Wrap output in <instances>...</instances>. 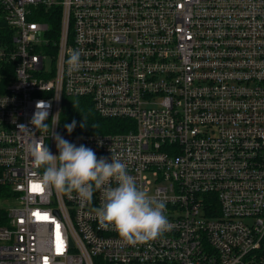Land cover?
<instances>
[{
    "label": "built area",
    "instance_id": "2783aa9c",
    "mask_svg": "<svg viewBox=\"0 0 264 264\" xmlns=\"http://www.w3.org/2000/svg\"><path fill=\"white\" fill-rule=\"evenodd\" d=\"M67 98L118 130L69 134ZM39 100L49 129L25 131ZM57 133L124 162L170 230L123 245L99 191L46 187L28 149ZM0 264H264V0H0Z\"/></svg>",
    "mask_w": 264,
    "mask_h": 264
},
{
    "label": "clouds",
    "instance_id": "9594fccd",
    "mask_svg": "<svg viewBox=\"0 0 264 264\" xmlns=\"http://www.w3.org/2000/svg\"><path fill=\"white\" fill-rule=\"evenodd\" d=\"M81 53L74 50L66 61L69 74L79 71L82 66ZM51 104L39 100L29 121L34 131L26 125H19L25 131L47 132ZM57 124L53 122L52 125ZM84 127V120L80 125ZM76 127V121L65 124L69 134ZM58 154L39 139L29 145L32 164L43 169L42 183L54 187L79 200L81 206L90 205L94 193H101V202L93 209L100 228L117 232L123 245L136 246L147 244L162 237L169 231L171 224L166 215V202L150 196L138 187L135 178L129 174L127 166L115 155L99 157L95 151L85 145L76 146L61 135L54 134ZM115 184V186H113Z\"/></svg>",
    "mask_w": 264,
    "mask_h": 264
},
{
    "label": "trees",
    "instance_id": "16d2710c",
    "mask_svg": "<svg viewBox=\"0 0 264 264\" xmlns=\"http://www.w3.org/2000/svg\"><path fill=\"white\" fill-rule=\"evenodd\" d=\"M53 20V21H52ZM51 24L53 29L57 31L61 26V17L52 18ZM62 113V123L70 124L73 120L76 121V127L73 131L90 132V133H106L117 131L116 121L118 119H108L99 115L93 104L84 98H67L65 100ZM84 120V127L81 123Z\"/></svg>",
    "mask_w": 264,
    "mask_h": 264
},
{
    "label": "rangeland",
    "instance_id": "374dc122",
    "mask_svg": "<svg viewBox=\"0 0 264 264\" xmlns=\"http://www.w3.org/2000/svg\"><path fill=\"white\" fill-rule=\"evenodd\" d=\"M46 66H47L48 70H51V61H48Z\"/></svg>",
    "mask_w": 264,
    "mask_h": 264
},
{
    "label": "snow or ice",
    "instance_id": "6c2138e0",
    "mask_svg": "<svg viewBox=\"0 0 264 264\" xmlns=\"http://www.w3.org/2000/svg\"><path fill=\"white\" fill-rule=\"evenodd\" d=\"M37 187H38V186H35V185H34V186H33V190H36Z\"/></svg>",
    "mask_w": 264,
    "mask_h": 264
}]
</instances>
